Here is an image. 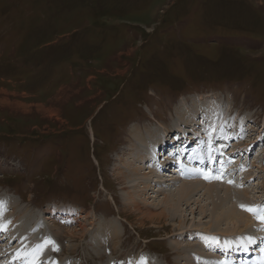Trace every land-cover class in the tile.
<instances>
[{"label": "rangeland", "instance_id": "rangeland-1", "mask_svg": "<svg viewBox=\"0 0 264 264\" xmlns=\"http://www.w3.org/2000/svg\"><path fill=\"white\" fill-rule=\"evenodd\" d=\"M177 123L207 149L216 139L219 154H254L229 165L237 181L244 169L251 173L240 189L230 183L237 196L249 192L241 204L234 196L233 206L250 215V228L220 220L232 205L227 195L196 188L182 201L168 193L183 181L151 184L163 187L158 192L147 185L153 175L141 167L146 159L141 165L132 159L134 149L147 147L144 134L155 129L165 141ZM93 127L103 141H93ZM132 188L140 210L150 208L160 219L129 204ZM169 200L178 205L176 216ZM0 201V224L12 221V235L30 252L24 264L46 237L59 251L49 244L37 264L218 262L210 249L203 254L206 243L189 256L175 251L173 240L191 246L199 234L231 245L218 251L220 261L262 258L264 220L240 206L264 205V0H0ZM47 207L58 214L49 219L52 233L43 231L42 220L24 232L38 214L47 217ZM111 220L121 232L117 238L104 232ZM69 229L78 237L69 239ZM221 234L236 237L222 240ZM249 237L250 254L230 260ZM4 241L0 264L19 257L17 242Z\"/></svg>", "mask_w": 264, "mask_h": 264}, {"label": "bare ground", "instance_id": "bare-ground-1", "mask_svg": "<svg viewBox=\"0 0 264 264\" xmlns=\"http://www.w3.org/2000/svg\"><path fill=\"white\" fill-rule=\"evenodd\" d=\"M193 113V112H192ZM181 115V114H180ZM182 116V115H181ZM193 116V115H192ZM184 117V116H183ZM189 117V116H188ZM194 117V116H193ZM208 120V119H207ZM202 121V120H201ZM212 121V120H211ZM189 122V121H188ZM201 125V123H200ZM210 125V124H209ZM177 126L179 127L178 130H176V132L172 135H167L166 136V140L163 141L162 140V137H160V131H158V129H155L153 130L152 132V135L156 138H154L149 132H147V135L144 134V138H145V141L147 142L148 146L146 147L145 144L142 145V144H138L136 146V148L134 149V152H138L136 154H133L132 156V159L133 160H137L138 161V164H140L139 162H141L142 160L144 161V159H146L144 161V163H146L144 166H141L144 168L145 171L151 173L153 175V179L152 180H149L148 181V186L149 187H152L151 184L153 185H157L159 182H162L163 183V187H169L171 185H175V184H178L179 182L183 181L182 184H180V186H182L181 189H179L176 193L172 194L171 192L168 193L170 194V196H175V197H178L179 200H187L190 196H191V193L193 191L196 190V188H201V190L205 189L206 193L207 194H213V193H216V195H219L217 197L223 199V196L227 195V197H229L230 201H227L226 203H232V205L229 207V209L227 211H225L223 214L221 213L220 214V220H221V217L222 219L223 218H227L230 223H232L233 226H236L238 227L239 226V223H242V226H246V228L249 227L250 224H252L251 222V217L250 215L244 213L243 211H241L239 209V204H237V207H236V204H235V207L233 206L234 204V196L235 197H238V199H240V204L241 202L243 201V197L241 196V194L243 193L244 195L247 196V194L249 193L247 191V193L245 192H240V195L238 193V196L237 194H234V191H236L237 193V190L234 188H231L230 186L233 185L230 183H228L229 180H232V181H235V183L239 186L238 188H242L244 187V185L246 184L245 181L243 179H246L248 180L250 178V175L251 173H249L246 169L243 170V174L245 176V178H242L243 179H239L238 181L234 178L236 177V173L235 170L229 166L231 165V163L235 164V163H238L239 165V160H240V164L241 162L246 159V160H249L250 157H253L254 154L251 153L250 155H248V152L249 150H238V151H226L224 149H222V154H219V150L221 148H218L216 145H215V140L214 139V144L212 147L211 144L209 146V148H205V144L204 142H202L200 139L198 140V138L194 137V136H189L190 134L189 133H186V132H183L181 127H180V124L177 123ZM193 126V125H191ZM196 126V125H195ZM168 127V126H167ZM165 128V127H163ZM170 128V127H168ZM163 129L164 133L166 134L167 132H169L170 129ZM196 128V127H194ZM215 130V128H214ZM152 131V130H150ZM158 131V132H157ZM173 131V130H172ZM182 131V132H180ZM214 132V131H213ZM224 134V133H222ZM140 136V135H139ZM152 139V140H148L147 141V138ZM163 136V135H161ZM163 143H162V142ZM218 141V140H217ZM170 142V143H169ZM159 143H161L160 145H158ZM218 145V144H217ZM145 146V147H144ZM166 146V151L169 150H172L174 151L175 154H181L179 155V159L177 158H173V159H168L166 160L167 163L162 166V170L161 171H158V168H155L152 164H150L148 162V160L150 159H153L152 156L155 154V150L157 149L158 150V147H164ZM169 146V147H168ZM206 146H208V144H206ZM214 147H217L215 150H214ZM228 150V149H227ZM161 150H159V152H161ZM196 154V156L193 157V155ZM248 155V156H247ZM261 154H257L255 156V159L258 160L260 159ZM149 158V159H148ZM128 160V159H127ZM125 160V161H127ZM225 161V162H224ZM130 163V161H128ZM224 162V163H223ZM141 165V164H140ZM188 165V166H186ZM221 168H223V172H221ZM197 169H205L209 174H212V175H216V174H221L223 175V179H206L205 176L203 174H201L200 172L196 171ZM168 170V171H167ZM171 170H178V177L172 179V178H169V174H167L168 172H171ZM167 171V172H166ZM165 172V173H164ZM181 174H180V173ZM180 174V176H179ZM122 175H125V173H122ZM127 176V175H125ZM168 176V177H167ZM183 177V178H182ZM194 178H197L199 181H191L192 179ZM176 181V182H175ZM150 182V183H149ZM227 183L226 184H221V183ZM222 185V186H221ZM241 185H243L241 187ZM148 186H146V190H148ZM160 187V186H159ZM163 187L162 188H154L152 187V189H154L156 192L158 191H161L163 190ZM131 188V187H130ZM150 189V188H149ZM224 190V191H223ZM223 191L224 194L221 196L220 195V192ZM233 191V192H232ZM167 192V191H166ZM167 194V195H168ZM130 196V199L128 201L129 204L133 205L134 207H136L138 210H140V206L138 204V201L136 200L135 198V190L132 188V190L130 191V193L128 194ZM14 199V198H13ZM249 199V198H248ZM16 202V201H15ZM127 202V201H126ZM124 202V203H126ZM239 203V202H238ZM18 204V203H16ZM15 204V205H16ZM14 205V206H15ZM141 205V204H140ZM168 205H169V210H174L175 212H172L175 216H176V213L178 212L179 208H178V205L177 203H173V200H169L168 201ZM13 206V207H14ZM225 207V204L224 202L220 205V209L221 208H224ZM241 208V206H240ZM17 210V209H16ZM27 210V209H26ZM2 211V210H1ZM0 211V212H1ZM7 211V210H6ZM5 211V212H6ZM141 211V210H140ZM156 211V210H155ZM167 210L164 211V215H165V212ZM180 211V210H179ZM21 212V211H20ZM19 212V213H20ZM7 213V212H6ZM18 213V212H16ZM142 215L144 216H147L148 219H155V218H161V216H157L155 215L156 212H152L150 208L147 209L146 212L144 211H141ZM214 214H216L218 216V213L216 211H212L211 215L213 216ZM24 215V214H23ZM9 216V215H8ZM12 216V215H11ZM215 216V215H214ZM216 216V217H217ZM224 216V217H223ZM10 217V216H9ZM13 217V216H12ZM28 217V216H27ZM218 218V217H217ZM3 220V219H2ZM4 221V220H3ZM103 221V220H102ZM112 224L109 226L110 228H112L110 230V228L106 227V231L104 232H107L106 234H108L109 236L112 235L114 237H118L120 235L121 232H119V228L116 226L115 222H113V220H111ZM254 222V221H253ZM2 223V222H1ZM5 223V221H4ZM40 223V221H39ZM98 223H101L103 224L102 222H98ZM6 230H3V232L1 233V238H0V241L2 242H6L4 241L5 239H8L9 241H16L17 244H16V247H17V254L19 255V257H16L15 259H13L11 262H8L6 263V261H1V264H24L23 260H27V256H28V250L27 248L24 247V245H22L23 243V240L21 239V237H14L12 234L14 233L13 232V227H12V221L11 223L9 222L6 223ZM80 224V223H79ZM11 226V227H8V226ZM82 225V224H81ZM31 227V226H30ZM59 227V226H58ZM81 227V226H80ZM100 227V226H99ZM205 227V226H204ZM39 228V227H38ZM101 228V227H100ZM235 228V227H234ZM250 228V227H249ZM62 229V228H61ZM103 229V228H102ZM182 229V228H181ZM205 229V228H203ZM209 229H211L210 227H207V231L209 232ZM15 230V228H14ZM23 230V229H22ZM35 230L33 227L30 229V231H33ZM80 230V229H79ZM38 231V229H37ZM228 231H237L238 233H241L242 229H234V230H228ZM248 232H250V234L252 235L254 232L252 230H247ZM19 233H23L21 232L20 230H18ZM26 232V230L24 231ZM78 231L75 229V230H70L68 231V237L69 239L71 238H74L75 237H78V236H75V234L77 233ZM101 232V230H100ZM205 232V231H204ZM211 232V231H210ZM220 232V231H219ZM27 233V232H26ZM57 233V232H56ZM58 233H60V231L58 230ZM102 233V232H101ZM235 233V232H233ZM261 233V232H260ZM18 234V233H17ZM49 234V233H47ZM62 234V233H61ZM242 234H245V233H242ZM264 234V233H263ZM38 235V234H37ZM60 235V234H59ZM107 235V236H108ZM191 235V234H190ZM194 234L192 233L191 236H188V238H191ZM201 235V237H198L199 239H197L196 241L193 242V244L190 245H186V244H183L185 245L186 247H183V245L180 243L175 242L174 240L172 241L174 244L177 243L178 245L174 247V249H176L175 251L177 253H181L183 255H191V251H195L193 249H196V250H199L201 248V244L203 245V243H206V246H208V248L206 249L205 247V251L203 254L205 255H208L210 254V251L217 254V257L219 258L218 260L220 261V259L222 258L220 256V254H218V251L222 250L223 248L227 247V246H231V245H228L226 243H222V244H219L217 243L216 241L212 240V239H208L206 240L205 237H208V238H212L214 237L213 234H206V235H202V234H199ZM240 235V234H239ZM238 235V236H239ZM247 235V233H246ZM26 236V235H25ZM108 236V237H109ZM180 236V235H179ZM226 238H221L222 240L224 239H227V238H235L236 236H233V237H230L229 235H226V234H221V237H225ZM30 237V236H29ZM254 237L253 240L256 239V237H258L257 235L256 236H252ZM34 238V236H33ZM37 238V237H36ZM35 238V239H36ZM54 238V237H53ZM111 238V237H110ZM179 238V237H178ZM181 238V237H180ZM186 237L184 236V239ZM250 238V237H249ZM248 238V239H249ZM30 239V238H29ZM55 242L56 240L53 239ZM176 240V239H175ZM195 240V239H194ZM37 241H40L43 243V241L38 240ZM36 241V242H37ZM182 241V240H181ZM180 242V240H179ZM38 243V242H37ZM36 243V244H37ZM35 244V243H33ZM35 244V245H36ZM263 244V243H262ZM26 245V244H25ZM74 245V244H73ZM176 245V244H175ZM252 245V241H248L247 244H242V245H238L236 246V250H237V254L234 255L233 257H229V259L231 258L232 261H238V257H244L245 255H249L250 254V246ZM259 246V245H258ZM16 247H14L16 249ZM32 247V246H30ZM69 247V246H68ZM46 248V247H45ZM50 248L53 249V246L50 245ZM261 248V247H260ZM13 249V248H12ZM48 249V248H46ZM45 249V250H46ZM210 249V251H209ZM227 249H230L229 247H227ZM262 249V248H261ZM10 250V249H9ZM14 250V249H13ZM49 250V249H48ZM7 251H8V248L6 246V243L5 245H0V252H3L0 254V258L3 256L6 257L7 255ZM14 252V251H13ZM53 252V250H52ZM51 252V253H52ZM258 252V250H257ZM44 253V250H42L40 253H39V256H42V254ZM49 253V252H48ZM253 253V252H252ZM197 255V254H196ZM215 255V254H214ZM36 255L37 258H41ZM188 256H185V258H187L188 260ZM256 256V254H255ZM263 257L262 258H257L255 263H251L250 264H264V255H262ZM177 257L178 254H177ZM200 257V256H198ZM212 257V256H211ZM246 257V256H245ZM180 258V257H179ZM181 259V258H180ZM208 259V258H207ZM228 259V258H226ZM230 259V260H231ZM45 260V258H44ZM48 260V259H47ZM217 260V261H218ZM42 261V260H41ZM46 261V260H45ZM148 261V260H147ZM181 261V260H180ZM223 261V260H222ZM39 262V261H38ZM37 262V263H38ZM150 263V261H148ZM197 262V261H196ZM36 263V264H37ZM56 263V262H55ZM186 263V262H184ZM183 263V264H184ZM208 263V262H207ZM40 264H48L47 262H44V263H40ZM134 264V263H133ZM198 264V263H197ZM206 264V263H204ZM208 264H215L214 262V259L209 262ZM238 264V263H237Z\"/></svg>", "mask_w": 264, "mask_h": 264}, {"label": "snow or ice", "instance_id": "snow-or-ice-1", "mask_svg": "<svg viewBox=\"0 0 264 264\" xmlns=\"http://www.w3.org/2000/svg\"><path fill=\"white\" fill-rule=\"evenodd\" d=\"M196 171L200 172L201 174H203L205 176L206 179H223V175L221 174H216V175H212L209 174L205 169H197ZM221 172H223V168H221L220 170ZM228 183H235V181L229 180ZM243 185H241L242 187ZM4 202L0 201V206L3 205ZM242 208L253 212L254 214H256L258 216L259 219L264 220V205H260V206H248V205H241ZM6 230V224H0V231ZM264 230V229H262ZM206 240L208 239H212L214 241H216L215 237L212 238H208L205 237ZM253 238H249V240L251 241ZM218 242V241H217ZM49 244H51L53 246V249L55 251H59V246L56 244V242L51 238V237H46L43 243H40L38 245H36V247L33 249L32 255H33V259L32 261L29 262V264H36V260L35 257L36 255H38L43 248L47 247ZM140 264H146V260H141ZM215 264H228V262L225 261H218L215 262Z\"/></svg>", "mask_w": 264, "mask_h": 264}, {"label": "crops", "instance_id": "crops-1", "mask_svg": "<svg viewBox=\"0 0 264 264\" xmlns=\"http://www.w3.org/2000/svg\"><path fill=\"white\" fill-rule=\"evenodd\" d=\"M94 132H96V130L94 129Z\"/></svg>", "mask_w": 264, "mask_h": 264}]
</instances>
